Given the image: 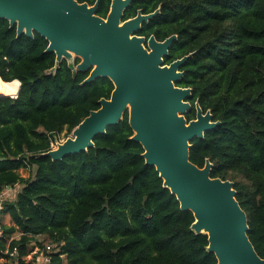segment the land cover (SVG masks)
Here are the masks:
<instances>
[{"label": "trees", "instance_id": "obj_1", "mask_svg": "<svg viewBox=\"0 0 264 264\" xmlns=\"http://www.w3.org/2000/svg\"><path fill=\"white\" fill-rule=\"evenodd\" d=\"M110 4L99 0L96 14L105 18ZM156 9L136 34L177 35L164 63L190 54L175 83L191 88L185 117L195 118L197 101L219 121L190 141L189 159L233 181L264 259V0H132L123 20ZM47 45L0 18V192L21 185L3 210L11 221L1 224L4 264L13 247L19 264H33L30 244L40 235L53 245L51 264H217L207 235L191 228L193 213L145 163L127 111L87 150L59 160L46 154L56 134L71 133L114 88L108 77L84 82L90 69L77 67L81 59L58 61ZM27 166L32 174L23 177Z\"/></svg>", "mask_w": 264, "mask_h": 264}, {"label": "water", "instance_id": "obj_2", "mask_svg": "<svg viewBox=\"0 0 264 264\" xmlns=\"http://www.w3.org/2000/svg\"><path fill=\"white\" fill-rule=\"evenodd\" d=\"M131 1L111 0L103 18L96 14L99 0L93 5L77 0H0V18L16 26L17 36L39 33L48 41L46 51L54 52L58 61L81 58L77 67L90 69L84 82L108 77L114 85L110 97L101 98L99 108L72 129L73 136L46 154L59 160L87 150L96 135L117 124L127 111L131 138L141 143L145 163L155 167L180 208L193 213L191 228L207 235V251L214 253L217 264H264L247 235V214L233 181L211 177V162L198 167L189 159L190 141L219 124L197 101L195 118L185 117L191 109V88L175 83L190 54L164 63L177 35L162 41L137 35L159 9L138 10L123 20Z\"/></svg>", "mask_w": 264, "mask_h": 264}, {"label": "rangeland", "instance_id": "obj_3", "mask_svg": "<svg viewBox=\"0 0 264 264\" xmlns=\"http://www.w3.org/2000/svg\"><path fill=\"white\" fill-rule=\"evenodd\" d=\"M6 88H7L6 85H3L2 83H0V90L6 89ZM72 136H73L72 132L67 134L65 131L56 134L52 139L51 149L56 148L57 143H61L64 140H66V138L72 137ZM32 171H33V169L31 171H30V169H20L19 170V172L21 173V175L23 177L29 176L30 174H32ZM17 236H18V233L13 235V237H17ZM36 241H39L42 244V246H44V248L39 247ZM47 245L51 246L50 250H47V248H46ZM52 246L53 245H51V242L49 241V239L46 236H44V235L37 236V237H35V240H33L30 244L31 252L27 258L28 259L33 258V262H34L33 264H45L43 261L42 262L37 261V258L41 259V257L43 255L47 254L48 251L52 250V248H53ZM6 262H7L6 259L0 258V264H4Z\"/></svg>", "mask_w": 264, "mask_h": 264}, {"label": "built area", "instance_id": "obj_4", "mask_svg": "<svg viewBox=\"0 0 264 264\" xmlns=\"http://www.w3.org/2000/svg\"><path fill=\"white\" fill-rule=\"evenodd\" d=\"M22 169H30V171H31L33 168L31 169V167L27 166V167L22 168ZM20 188H21L20 184L7 185L0 192V215L3 213L5 203L7 201L14 199L16 197L17 192L20 190ZM2 234H3V228H2L1 223H0V236ZM46 248H47V250H50L51 246L47 245ZM51 252H52V250L48 251L47 254H45L41 257V260L45 264H51V257H50ZM9 255H10V259L8 260L9 264H19L18 250L16 247H13V249L9 252Z\"/></svg>", "mask_w": 264, "mask_h": 264}, {"label": "crops", "instance_id": "obj_5", "mask_svg": "<svg viewBox=\"0 0 264 264\" xmlns=\"http://www.w3.org/2000/svg\"><path fill=\"white\" fill-rule=\"evenodd\" d=\"M0 223H1V224H4V225H11L10 216H9L8 213L3 212V213L0 215ZM37 261L42 262V260H41L40 258H37ZM33 263H34V262H33Z\"/></svg>", "mask_w": 264, "mask_h": 264}, {"label": "flooded vegetation", "instance_id": "obj_6", "mask_svg": "<svg viewBox=\"0 0 264 264\" xmlns=\"http://www.w3.org/2000/svg\"><path fill=\"white\" fill-rule=\"evenodd\" d=\"M146 39H148V38H146Z\"/></svg>", "mask_w": 264, "mask_h": 264}, {"label": "bare ground", "instance_id": "obj_7", "mask_svg": "<svg viewBox=\"0 0 264 264\" xmlns=\"http://www.w3.org/2000/svg\"><path fill=\"white\" fill-rule=\"evenodd\" d=\"M9 90V89H8Z\"/></svg>", "mask_w": 264, "mask_h": 264}]
</instances>
